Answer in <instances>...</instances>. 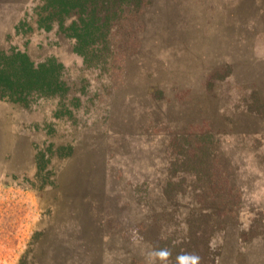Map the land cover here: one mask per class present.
Listing matches in <instances>:
<instances>
[{
    "label": "rangeland",
    "instance_id": "obj_1",
    "mask_svg": "<svg viewBox=\"0 0 264 264\" xmlns=\"http://www.w3.org/2000/svg\"><path fill=\"white\" fill-rule=\"evenodd\" d=\"M49 10L0 0V59L69 87L0 99V264H177L201 212L213 264H264V0H127L86 60Z\"/></svg>",
    "mask_w": 264,
    "mask_h": 264
},
{
    "label": "trees",
    "instance_id": "obj_2",
    "mask_svg": "<svg viewBox=\"0 0 264 264\" xmlns=\"http://www.w3.org/2000/svg\"><path fill=\"white\" fill-rule=\"evenodd\" d=\"M126 1L46 0L51 8L47 19H57L63 28V19L74 15L67 27L68 35L74 38L77 51L86 60L91 55L87 51L97 38L108 35L111 21L119 16ZM68 89L61 65L54 59L34 65L22 52L0 59V99L27 103L32 95L63 96ZM201 213L187 219L186 233L177 244L171 246L169 242L168 249H173L170 258L176 263L179 254L194 253L200 257L198 264H213L208 247L213 220L211 214Z\"/></svg>",
    "mask_w": 264,
    "mask_h": 264
},
{
    "label": "clouds",
    "instance_id": "obj_3",
    "mask_svg": "<svg viewBox=\"0 0 264 264\" xmlns=\"http://www.w3.org/2000/svg\"><path fill=\"white\" fill-rule=\"evenodd\" d=\"M154 255L161 258L169 255L167 250H159ZM200 257L194 253H182L176 257L177 264H198Z\"/></svg>",
    "mask_w": 264,
    "mask_h": 264
}]
</instances>
